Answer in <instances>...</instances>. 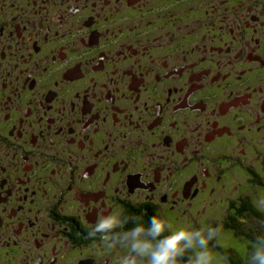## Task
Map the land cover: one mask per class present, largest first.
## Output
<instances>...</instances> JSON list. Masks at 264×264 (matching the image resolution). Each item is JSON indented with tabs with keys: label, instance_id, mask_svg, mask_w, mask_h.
I'll use <instances>...</instances> for the list:
<instances>
[{
	"label": "flooded vegetation",
	"instance_id": "af4514ba",
	"mask_svg": "<svg viewBox=\"0 0 264 264\" xmlns=\"http://www.w3.org/2000/svg\"><path fill=\"white\" fill-rule=\"evenodd\" d=\"M252 192L264 0H0V264H120L101 219L190 231Z\"/></svg>",
	"mask_w": 264,
	"mask_h": 264
},
{
	"label": "clouds",
	"instance_id": "9594fccd",
	"mask_svg": "<svg viewBox=\"0 0 264 264\" xmlns=\"http://www.w3.org/2000/svg\"><path fill=\"white\" fill-rule=\"evenodd\" d=\"M120 217V214L105 217L88 233L89 237L101 234L102 243L108 249L116 246L127 249L120 264H179L190 249L196 251L189 264H216L215 254L209 244L219 238V227L194 231L180 229L157 239L172 225L153 218L150 227L139 225L119 235H110L114 228L122 227L127 222L126 217ZM248 264H264V237H257L254 250L248 257Z\"/></svg>",
	"mask_w": 264,
	"mask_h": 264
},
{
	"label": "rangeland",
	"instance_id": "374dc122",
	"mask_svg": "<svg viewBox=\"0 0 264 264\" xmlns=\"http://www.w3.org/2000/svg\"><path fill=\"white\" fill-rule=\"evenodd\" d=\"M244 197H247L249 199V202L251 203L254 208H256L261 215V217L246 215L245 221H243L242 218H237L236 223H239V226L241 229H245L246 232L250 233L252 236H258L260 237V234H264V192H252L251 194H243ZM239 205V203H238ZM212 213V211L209 210V213ZM247 212V211H246ZM208 214V212H207ZM234 210L232 209H226L223 208L217 212V215H212L211 218L207 221V223H204L203 221L208 218V215L203 217L202 223L198 224L197 226H190V231L194 230H201V229H207L209 227L212 228H220V234L219 238L217 240H213L210 242L209 247L213 250L215 257H216V264H226V258L224 257L222 253V249L232 247L234 248L238 253L245 254L250 250L249 248V242L241 235H236L234 233V230L231 228H226L225 224H234V221H232V217H234ZM220 217L218 220V223L213 224L216 222L215 218ZM219 244L218 250L217 248H214V242ZM251 242V241H250ZM195 250V249H194ZM196 251V250H195Z\"/></svg>",
	"mask_w": 264,
	"mask_h": 264
},
{
	"label": "trees",
	"instance_id": "16d2710c",
	"mask_svg": "<svg viewBox=\"0 0 264 264\" xmlns=\"http://www.w3.org/2000/svg\"><path fill=\"white\" fill-rule=\"evenodd\" d=\"M246 211H249L252 215H254L256 217H263L261 215V213L256 208H254V206L249 204V202L244 201V203L241 205V207L237 210V215L238 214L243 215ZM233 216L236 217V214ZM235 220H236L235 218H232V221H234V224H227L226 223L225 227L233 229L234 233L236 235H241L246 240H248V242L250 243L249 244L250 250L248 252H246L245 254L241 255L234 248L228 247V248L222 249V253H223L224 257L226 258V261H227L226 264H248V257L254 250V244H255L258 236H252L250 233L246 232L245 229H241V227L239 226V223H236ZM168 235H171V234L167 231H164L162 236H161V239L164 236H168ZM260 237H264V234H262V235L260 234ZM213 245H214V248H217V250H218L219 244L216 243V241L214 242ZM194 255H195L194 251L191 252L190 250H188V252L185 253L184 257L181 259L180 262L182 264H189V261L194 257Z\"/></svg>",
	"mask_w": 264,
	"mask_h": 264
}]
</instances>
